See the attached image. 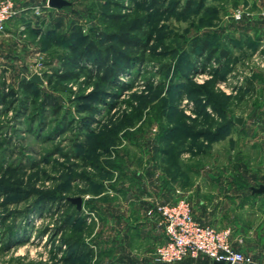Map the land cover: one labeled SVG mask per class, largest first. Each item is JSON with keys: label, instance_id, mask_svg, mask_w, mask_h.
Here are the masks:
<instances>
[{"label": "rangeland", "instance_id": "rangeland-1", "mask_svg": "<svg viewBox=\"0 0 264 264\" xmlns=\"http://www.w3.org/2000/svg\"><path fill=\"white\" fill-rule=\"evenodd\" d=\"M71 1L16 0L0 33V86L9 91L0 102V264H116L112 205L126 206L125 189L146 169L191 204L181 186L197 169L229 172L247 189L264 183V0ZM141 19L132 34L150 40L120 76L124 88L91 75L95 52L81 68L68 65L91 44L111 58L129 51L111 33ZM69 68L78 74L62 78ZM228 119L229 132L196 141L197 129ZM253 194L264 201V191ZM77 195L81 208L69 199Z\"/></svg>", "mask_w": 264, "mask_h": 264}, {"label": "crops", "instance_id": "crops-1", "mask_svg": "<svg viewBox=\"0 0 264 264\" xmlns=\"http://www.w3.org/2000/svg\"><path fill=\"white\" fill-rule=\"evenodd\" d=\"M146 171V178L143 176L141 180L139 176L132 184L130 181L129 190L125 189L127 198L122 203L126 206H121L117 199L112 205L110 228L115 237L116 264H169L157 259L155 254L156 244L164 238L158 224L156 204L158 201L176 199L179 194L175 191L177 186L156 178L150 169ZM197 172L190 187L181 186L184 191L191 192L194 217L203 224L231 228L234 248L253 258L250 263L237 264H264V201L253 194L251 186L256 185L249 183L248 189L245 184L237 185L230 176L227 179L229 172H221L219 169L201 170L200 175L206 176L204 184ZM205 185L209 188H205ZM232 192L235 193L233 196ZM248 205L254 206L255 214L240 213ZM173 264L214 263L209 256L200 254L186 256Z\"/></svg>", "mask_w": 264, "mask_h": 264}, {"label": "built area", "instance_id": "built-area-1", "mask_svg": "<svg viewBox=\"0 0 264 264\" xmlns=\"http://www.w3.org/2000/svg\"><path fill=\"white\" fill-rule=\"evenodd\" d=\"M15 7L16 0H0V33L5 31ZM234 17L243 18V12L237 10ZM156 210L164 234L163 240L155 246L157 259L173 264L189 255L205 254L231 264L252 262L250 254L234 248L231 228L201 223L194 217L192 204L186 196L158 201Z\"/></svg>", "mask_w": 264, "mask_h": 264}, {"label": "trees", "instance_id": "trees-1", "mask_svg": "<svg viewBox=\"0 0 264 264\" xmlns=\"http://www.w3.org/2000/svg\"><path fill=\"white\" fill-rule=\"evenodd\" d=\"M113 17H116L117 15L111 14ZM119 16H117L118 18ZM141 21V22H140ZM139 23H134L130 25V27L126 30L111 33L110 38L115 37L121 45H126L129 48V51H120L118 52L113 58H111L109 52H103L100 48H98L95 44H91L88 46V48L79 51V53L74 52L68 57L67 63L69 66L74 67L73 69L79 67L81 64V59L83 57L87 58L85 54H87L88 51L95 52V54L92 56V60L96 64L97 68L94 71L91 69V75L97 76L99 78V81L104 84H109L110 86H121L124 88V85L121 83L120 76L125 74L126 70H129L136 66L140 61L143 59V53L144 50L149 43L150 38V32L145 31L147 35L146 41H142L140 37L136 34H132V31H135L136 29H140L141 26L144 23V19L140 20ZM137 49L139 52L138 55H131L130 50ZM224 53V52H223ZM81 68V67H79ZM78 74V72L70 71V68L66 70L65 72L59 74L62 78H70L74 75ZM22 86L25 87L27 90H30L32 87V81L26 80L22 82ZM9 95V91H5L2 86H0V102L5 103L6 99ZM44 102L50 105H57L58 101L55 98H49V94L45 96ZM232 128V121L231 120H225L221 122L215 130H206L204 128L197 129L194 133V136L199 137L203 133H206L209 138H217L220 135H223L230 131ZM208 129V128H207ZM195 143V142H194ZM77 248L76 246H73ZM80 247V246H79ZM82 247V246H81ZM83 249V248H82ZM89 255L88 251H86L82 255Z\"/></svg>", "mask_w": 264, "mask_h": 264}, {"label": "water", "instance_id": "water-1", "mask_svg": "<svg viewBox=\"0 0 264 264\" xmlns=\"http://www.w3.org/2000/svg\"><path fill=\"white\" fill-rule=\"evenodd\" d=\"M72 3L71 0H48V4L53 7H62L66 5H70ZM32 79L36 81L42 82L43 79L38 73L33 74ZM236 120L242 122V117H236ZM253 192H263L264 191V183H260L258 186H251ZM69 199L76 203L78 208L82 207L83 198L80 195L77 196H69ZM214 264H231L230 261H225L222 259H213Z\"/></svg>", "mask_w": 264, "mask_h": 264}]
</instances>
